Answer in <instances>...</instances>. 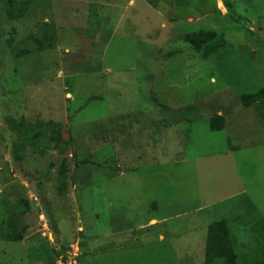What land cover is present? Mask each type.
Listing matches in <instances>:
<instances>
[{
    "label": "rangeland",
    "instance_id": "374dc122",
    "mask_svg": "<svg viewBox=\"0 0 264 264\" xmlns=\"http://www.w3.org/2000/svg\"><path fill=\"white\" fill-rule=\"evenodd\" d=\"M3 5L0 264H204L220 219L240 258L261 246L264 130L240 96L264 87V0H45L17 22ZM200 30L228 46L202 59L184 41Z\"/></svg>",
    "mask_w": 264,
    "mask_h": 264
},
{
    "label": "trees",
    "instance_id": "16d2710c",
    "mask_svg": "<svg viewBox=\"0 0 264 264\" xmlns=\"http://www.w3.org/2000/svg\"><path fill=\"white\" fill-rule=\"evenodd\" d=\"M39 1L45 0H3L4 14L6 19L9 22H17L26 18L31 13L34 4ZM33 41H35V44L37 45L39 51H44L45 47L52 46V40L49 38L47 40L44 39L43 41L38 38H34ZM184 41L186 44L190 45L194 53L201 55V58L205 60L218 55L220 53V50H225L228 46L227 42L225 41L224 35H219L218 33L210 30H200L187 34L184 38ZM240 102L243 107L251 110L252 113L256 115L258 120L261 121L262 128L264 130V87L255 94H242L240 96ZM159 122L164 121L160 119ZM208 122L209 127L213 132H221L225 129L226 126L225 117L219 115H215L212 119L208 120ZM15 130L19 134L23 133V125L17 124L15 126ZM122 130L126 131L128 136L134 135L132 131H135L129 124H127V126ZM141 130L142 128L140 130H136L135 132L140 133ZM15 152H17L16 144L13 145V155H15ZM24 158L25 154L17 161L19 162ZM79 163L80 165L78 164V168L80 166L82 167L90 164L88 160H84ZM116 169L117 167L113 169L115 173ZM126 173L127 172L123 170L122 175H126ZM118 176H120V173H116L114 177ZM64 178H66L64 173H62V175L59 174L58 180L61 184L59 186V192H61V194L64 193L63 190L65 189ZM239 201L240 203L237 208L239 211L238 213L244 211V214H242L241 216H237V219L248 222V220H250V217L253 219L252 214L256 211V208L254 207L251 200L246 196H240ZM150 208L157 210V202L150 204ZM118 215L119 213H117V217ZM263 222V218H257V220L254 221L252 225V231L256 234V236H258L255 237L256 243L261 244V246L259 248L250 247L248 256H243L242 258H240V256L238 255L236 240L234 239L233 232L230 230L229 221L227 219H220L211 223L207 229L204 264H264ZM114 226L117 229L116 234H118L120 229H118L119 224L116 220L114 221ZM138 228L134 229L131 235L135 236L138 232L146 231L144 229ZM136 239H138V241L140 240L139 237H137ZM7 240L10 242H20L22 241V236L21 234L17 233L9 234L7 236Z\"/></svg>",
    "mask_w": 264,
    "mask_h": 264
},
{
    "label": "crops",
    "instance_id": "0c3cea01",
    "mask_svg": "<svg viewBox=\"0 0 264 264\" xmlns=\"http://www.w3.org/2000/svg\"><path fill=\"white\" fill-rule=\"evenodd\" d=\"M116 215H117V213H116ZM124 216V215H123ZM150 221H152V222H148L147 224H142L138 229H144V230H148V229H150L152 226H154V225H157V223H158V221L156 220V219H151ZM165 221H166V219L165 220H163L162 222H159V223H165ZM155 223V224H154ZM151 224H154V225H151ZM161 225V224H160ZM134 231V230H133ZM52 233V232H51ZM132 233V231H130V233L129 234H131ZM158 238H159V241L160 242H162V241H165V237L163 236V235H159L158 236Z\"/></svg>",
    "mask_w": 264,
    "mask_h": 264
}]
</instances>
